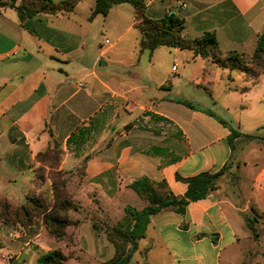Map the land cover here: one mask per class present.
Listing matches in <instances>:
<instances>
[{
    "label": "crops",
    "instance_id": "crops-1",
    "mask_svg": "<svg viewBox=\"0 0 264 264\" xmlns=\"http://www.w3.org/2000/svg\"><path fill=\"white\" fill-rule=\"evenodd\" d=\"M94 5L81 0L69 14L24 21L14 9H0V199L23 204L36 155L55 143L62 152L58 170L75 180L67 190L76 205L69 219L78 225L68 233L82 255L105 262L114 248L99 221L113 226L123 218L135 195L131 183L164 182L183 197L187 185L180 179L227 166L218 189L189 203L183 215L165 210L151 217L135 256L142 254L145 264H240L245 248L233 219L240 217L245 230L246 218L264 219V161L246 158L248 143L264 147V125L254 124L245 134L240 120L226 122L179 100L170 63L197 82L209 61L227 69L190 49L139 53L134 9L127 13L118 5L106 17L90 19ZM144 6L148 19L171 14L182 20L186 39L214 34L220 53L246 52L264 32V0H144ZM105 37L111 42L104 44ZM248 92L230 94L241 98ZM232 131L239 134L234 139ZM137 199L130 207L139 211L145 203ZM44 236L40 223L23 231L0 222V264H36L50 249ZM181 239L191 254L179 261L173 247Z\"/></svg>",
    "mask_w": 264,
    "mask_h": 264
},
{
    "label": "trees",
    "instance_id": "trees-1",
    "mask_svg": "<svg viewBox=\"0 0 264 264\" xmlns=\"http://www.w3.org/2000/svg\"><path fill=\"white\" fill-rule=\"evenodd\" d=\"M80 1L64 0L55 3L51 0H0V9H14L20 21H24L41 14L50 16L69 14L73 12ZM122 4H129L135 11L134 28L141 38L138 45L139 53L144 51L151 53L159 47L177 48L180 50L190 49L196 56L211 59L220 68L229 71L238 70L255 79L259 77L244 69L245 67L241 57L235 52L230 57H219L216 54L218 44L214 34L205 33L200 38L189 40L182 37L184 23L175 16L170 14L159 20L146 18L144 16V0H95L90 19L98 15L106 17L113 7ZM253 56L255 66H262V58L264 57V32L257 37ZM241 91L246 92L245 89ZM238 135L237 132L232 131L230 139H234ZM247 137L254 138V136ZM51 145L59 149L55 143ZM41 155L42 152L36 155L37 163ZM226 171L227 166L214 174L201 173L192 178L180 179L187 185V191L183 197L174 196L164 182L154 183L146 178H141L131 183L129 185L130 190L145 205L139 211L130 206L125 207L123 218L113 226H109L106 223H99V225L101 224V229H103L107 241L114 248V255L106 264H128L132 254L138 249V242L145 238L146 229L151 217L165 210H172L179 215H183L189 203L204 199L218 189V181ZM60 172L58 170L57 177L61 175ZM52 192L55 198V205L49 211L32 198L26 199V204L20 207H13L6 200L0 199V222L5 225H18L24 231L31 230L39 222L48 238L54 241H66L68 243L73 239V234H69L68 229L78 225L77 221L73 222L69 219V212L76 211V208L72 203L71 195L66 193L65 182L57 183L54 181L52 184ZM33 213H37L40 221H34ZM257 217L259 215L255 214L245 219V228L251 233H254V223ZM92 226L94 229L100 227L95 223ZM125 242L130 245V248L127 250L124 245ZM126 251H128L127 254ZM64 261L65 257L61 251L54 249L41 255L37 259L36 264H64Z\"/></svg>",
    "mask_w": 264,
    "mask_h": 264
},
{
    "label": "rangeland",
    "instance_id": "rangeland-1",
    "mask_svg": "<svg viewBox=\"0 0 264 264\" xmlns=\"http://www.w3.org/2000/svg\"><path fill=\"white\" fill-rule=\"evenodd\" d=\"M84 1L85 3L89 2V0ZM92 1L93 0H90V2ZM121 7L126 9L128 11L127 13H133L129 4H123ZM7 13L14 15L13 11ZM103 40L104 44L106 40L111 42L109 37H105ZM221 50L223 51L224 49ZM254 51L255 46H252L246 52L231 51L225 53L223 51L224 53H220L219 50H217L216 54L219 57L224 58L230 57L234 54L233 52H235L241 57L246 71H249L254 75H258L259 77L263 76L261 78L257 77V79L259 78L258 81L252 76L238 70H220L219 68H216L211 61H209L207 62V74L204 76V80L201 79L197 82L195 79L191 80L187 76H180L179 74L182 67L180 65L170 63V67H175V70H173L174 77L176 79V83L173 88L174 95L182 102H186L194 108H206L210 110L214 116L226 122H229L227 119L234 120L233 122L235 123H238L240 120L242 127L239 131L242 133L246 134L248 130H252L254 124H260L259 126L262 127L264 125V57L262 58V66L256 67L254 64ZM146 55L147 54L143 57L145 58ZM246 79L248 80L246 81ZM171 83L172 81L169 85ZM247 88L249 91L248 95L241 96V98L238 95L230 94L231 91H238V89L247 90ZM240 99L243 100L242 104L239 103ZM226 105L230 106L229 110H226ZM234 125L237 127V124ZM236 130H238V128H236ZM259 132L261 133L259 138L263 141L264 126L259 130ZM248 145L246 158L250 159V162L255 160V163H261L264 161V147H262L260 151L257 144L248 143ZM59 151L60 150L58 148L56 149L53 145H50L46 148V150H44V152H42L41 157L38 158L39 162L37 163V168L27 182L30 186L24 193V202L21 206L26 204V199L32 198L48 211L51 210V208L55 205V198L52 192V184L54 181L57 183L65 182L66 193L70 195L67 190V185L69 184L72 188L73 186L71 185L75 182V180L63 171L60 172L61 175L59 177L56 176L58 173L57 167L60 159L62 158V152ZM252 173L253 170L249 171L247 174L250 175ZM246 179H249V177ZM127 202L130 206H137L139 200L133 193H131L130 199ZM73 205L76 207L74 203ZM70 212L73 213L74 211ZM32 216H34V221H40V217L37 216V213H33ZM233 221L236 234L240 238V247L245 248V258L240 264H264V219L257 217L256 222L254 223V233L244 229L242 223L243 221L240 217L234 218ZM38 223L39 222H37V224ZM99 223L102 222L99 221ZM43 239L50 248L47 252L54 249L61 251L65 257L64 264H106L110 261H97L93 257L82 255L76 248V241L74 237L68 243H66V241H54L46 235ZM178 244H180V246ZM124 245L126 250L130 248L128 243L125 242ZM197 248L200 250L201 246H198ZM236 249H238V247ZM189 250L191 249L187 244V241L181 239L179 242L177 240L176 245L173 247V254L179 261H181L183 258H186V256L189 257L191 254ZM127 253L128 251H126V254ZM135 253L132 254L128 264H145L146 262L144 263V261H142L143 263H140L139 260L142 258V254L140 257H137L135 256ZM236 253H238V251L235 250V259L237 258ZM166 258H168V256H166ZM205 259L206 257L204 260ZM168 260L170 261V258ZM185 264L191 263L188 262Z\"/></svg>",
    "mask_w": 264,
    "mask_h": 264
},
{
    "label": "built area",
    "instance_id": "built-area-1",
    "mask_svg": "<svg viewBox=\"0 0 264 264\" xmlns=\"http://www.w3.org/2000/svg\"><path fill=\"white\" fill-rule=\"evenodd\" d=\"M106 43H108V41H106ZM81 86V85H80ZM12 237H14L13 235H12Z\"/></svg>",
    "mask_w": 264,
    "mask_h": 264
}]
</instances>
